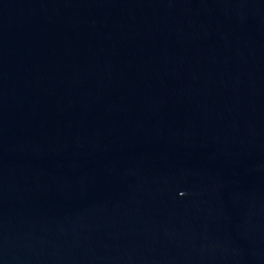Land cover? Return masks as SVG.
I'll use <instances>...</instances> for the list:
<instances>
[{"label":"water","instance_id":"obj_1","mask_svg":"<svg viewBox=\"0 0 264 264\" xmlns=\"http://www.w3.org/2000/svg\"><path fill=\"white\" fill-rule=\"evenodd\" d=\"M0 264H264V0H0Z\"/></svg>","mask_w":264,"mask_h":264}]
</instances>
